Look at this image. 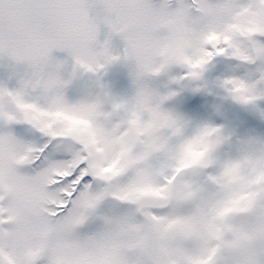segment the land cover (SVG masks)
<instances>
[{"label": "snow or ice", "instance_id": "1", "mask_svg": "<svg viewBox=\"0 0 264 264\" xmlns=\"http://www.w3.org/2000/svg\"><path fill=\"white\" fill-rule=\"evenodd\" d=\"M102 25L123 57L99 43ZM56 50L97 74L134 63V100L101 85L70 101ZM0 56L33 69L0 86V264H264V140L193 127L164 108L176 92L148 84L180 66L207 91L205 73L229 57L256 70L224 79L226 99L258 106L264 0H0ZM113 108L131 121L129 145L75 119Z\"/></svg>", "mask_w": 264, "mask_h": 264}, {"label": "rangeland", "instance_id": "2", "mask_svg": "<svg viewBox=\"0 0 264 264\" xmlns=\"http://www.w3.org/2000/svg\"><path fill=\"white\" fill-rule=\"evenodd\" d=\"M155 2V1H154ZM110 30L107 26L102 25L100 35L98 37L99 43H108L113 55L123 57L124 49L126 47L125 41L116 34H109ZM226 57H217L214 63L209 67L205 73V81L208 84V90L211 95L226 97L227 92L221 86V82L231 76H249L255 72L253 67H247L240 62L236 65L226 62ZM53 63L62 64L61 75L65 80H71V83L66 87L65 94L70 101H78L81 99L93 97L103 89L111 94L113 98L118 101L132 102L137 93V86L134 82V72L136 71L135 65L132 62H127L123 58L107 66L101 73H89L84 69L78 68L75 59L66 51L56 50L53 52ZM180 66H174L169 72L161 73L159 76L149 77L148 84L153 90L158 91L161 95H168L169 92H176L181 95V106L185 108L170 107L171 111H180L186 109L188 119L192 126L202 123H214L215 119L218 120L228 115L227 100L222 101L214 100L208 103L202 99L205 91H193L194 85L187 79L182 78L186 76L187 69ZM33 69L27 64H17L6 56H0V86H7L10 89L19 87L22 79L29 78ZM73 72L75 76L73 77ZM173 78H177L179 82H174ZM184 90L186 93H184ZM176 97L173 96L172 98ZM191 97H197L199 103L196 106L188 105L187 102ZM172 98L170 100H172ZM177 103L178 101L175 100ZM173 102V100H172ZM175 105V104H174ZM234 114L227 120L234 131L241 123L242 120L245 133L238 136L241 140L256 139L264 140V115L261 111L264 110V101L259 102L258 106H242L234 102ZM187 106V107H186ZM174 109V110H173ZM214 112L216 116H210ZM241 116L238 117V114ZM216 125H221L222 122ZM223 125V123H222ZM27 126H18V131L26 128ZM191 131V129L189 130ZM236 133V132H235ZM240 141V140H239Z\"/></svg>", "mask_w": 264, "mask_h": 264}, {"label": "clouds", "instance_id": "3", "mask_svg": "<svg viewBox=\"0 0 264 264\" xmlns=\"http://www.w3.org/2000/svg\"><path fill=\"white\" fill-rule=\"evenodd\" d=\"M98 62V57L93 55L88 60L82 63H96ZM83 69V68H82ZM85 72H89L86 71ZM92 73V72H89ZM243 91V86L238 89ZM95 120L86 119L84 117L75 118L77 123H81L86 127H93L95 124L102 132L113 138L115 144L129 145L133 139L131 121H129L126 115L122 112L120 108H113L111 111L105 113L103 110L98 111L94 114ZM103 117V119H100ZM208 124L215 125L214 123L208 122ZM122 130V131H121ZM226 131H229L226 128Z\"/></svg>", "mask_w": 264, "mask_h": 264}, {"label": "bare ground", "instance_id": "4", "mask_svg": "<svg viewBox=\"0 0 264 264\" xmlns=\"http://www.w3.org/2000/svg\"><path fill=\"white\" fill-rule=\"evenodd\" d=\"M177 114H179V115H181V116H183V117H184V114H181V113H177Z\"/></svg>", "mask_w": 264, "mask_h": 264}]
</instances>
